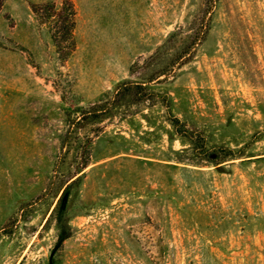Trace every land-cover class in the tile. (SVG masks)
Segmentation results:
<instances>
[{
    "label": "rangeland",
    "instance_id": "obj_1",
    "mask_svg": "<svg viewBox=\"0 0 264 264\" xmlns=\"http://www.w3.org/2000/svg\"><path fill=\"white\" fill-rule=\"evenodd\" d=\"M0 264H264V0H0Z\"/></svg>",
    "mask_w": 264,
    "mask_h": 264
},
{
    "label": "trees",
    "instance_id": "obj_2",
    "mask_svg": "<svg viewBox=\"0 0 264 264\" xmlns=\"http://www.w3.org/2000/svg\"><path fill=\"white\" fill-rule=\"evenodd\" d=\"M62 4L67 5V7L69 9L70 16H73L74 10H73V6H72L71 2L70 1H64ZM35 12H37V11H35ZM59 15H61V13ZM70 22H72V21H70ZM124 86L129 88L131 86V84L126 83ZM97 113L98 112H96L95 110H90V112H89V114H97ZM176 132L179 135L186 137L190 141V144L194 150V153H196V155L201 160H208L209 158H211L212 155H216L218 157V159H222V158H226V157L230 156L232 153H234V151L232 149L227 148V147H223V146L208 147L205 144L204 139L202 137H199L197 139L191 133H188L185 129H178V130H176Z\"/></svg>",
    "mask_w": 264,
    "mask_h": 264
}]
</instances>
